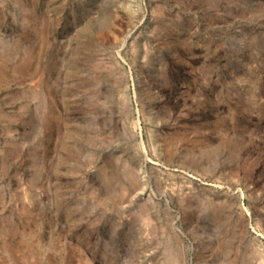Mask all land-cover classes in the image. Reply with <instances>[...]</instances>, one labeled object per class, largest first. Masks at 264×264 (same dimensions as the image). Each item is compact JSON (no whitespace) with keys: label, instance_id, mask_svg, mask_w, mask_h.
Wrapping results in <instances>:
<instances>
[{"label":"rangeland","instance_id":"obj_1","mask_svg":"<svg viewBox=\"0 0 264 264\" xmlns=\"http://www.w3.org/2000/svg\"><path fill=\"white\" fill-rule=\"evenodd\" d=\"M0 264H264V0H0Z\"/></svg>","mask_w":264,"mask_h":264},{"label":"bare ground","instance_id":"obj_2","mask_svg":"<svg viewBox=\"0 0 264 264\" xmlns=\"http://www.w3.org/2000/svg\"><path fill=\"white\" fill-rule=\"evenodd\" d=\"M3 65V64H2ZM14 70V69H13ZM17 77V76H16ZM10 152V151H9ZM10 154V153H9Z\"/></svg>","mask_w":264,"mask_h":264}]
</instances>
